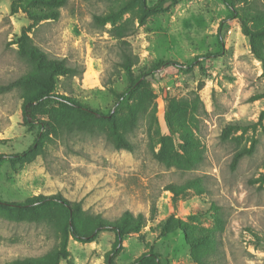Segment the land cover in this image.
<instances>
[{
  "label": "rangeland",
  "instance_id": "rangeland-1",
  "mask_svg": "<svg viewBox=\"0 0 264 264\" xmlns=\"http://www.w3.org/2000/svg\"><path fill=\"white\" fill-rule=\"evenodd\" d=\"M123 1L67 0L57 20H42L30 29L35 45L75 69L57 77L54 93L104 113L111 110L112 90L120 92L128 84L119 66L121 41L138 56L135 75L158 61L189 64L200 57L190 68L169 65L144 79L129 102L138 111L132 129L128 106L121 109V129H127L133 152L114 147L107 122L96 124L93 133L51 132L30 162H0V200L60 193L108 219L124 210L144 213L146 224L124 238L118 264H129L150 248L165 264H198L191 253L205 255L206 264H264V76L248 38L231 20L223 31L222 55L202 57L220 51L217 27L227 14L221 0L169 1L166 11L147 15L142 25L139 4L113 24L94 19ZM11 2L0 0V85L31 69L15 42L30 20L21 10L11 14ZM37 87L31 82L0 93V154L23 152L35 139L36 127L22 122L21 103ZM257 95L263 96L254 100ZM55 106H48L53 115ZM229 125L240 128L225 134ZM238 150L246 152L231 169ZM189 185L175 200L167 190ZM170 214L185 223L187 238L181 230L159 234ZM26 216L0 208V264L40 256L59 244L55 211L51 222ZM198 229L212 236L193 248L187 239ZM113 240L108 231L87 243L70 238V257L75 264H106Z\"/></svg>",
  "mask_w": 264,
  "mask_h": 264
},
{
  "label": "trees",
  "instance_id": "trees-1",
  "mask_svg": "<svg viewBox=\"0 0 264 264\" xmlns=\"http://www.w3.org/2000/svg\"><path fill=\"white\" fill-rule=\"evenodd\" d=\"M176 3V0H156L152 5L147 4V0H125L115 6H110L105 13L95 14L94 19L100 23L113 24L126 11L135 4H139L141 13L138 16V23L142 25L147 15L166 11V4ZM227 9V14L222 18L217 27V39L220 51L217 53H206L204 58L221 56L224 50L223 31L227 23L236 20L241 26L242 33L248 38L251 53L261 63L262 75L264 76V5L259 0H221ZM243 3L237 6L236 2ZM67 0H12L10 13L14 14L21 10L30 20V24L22 29L16 38L18 51L30 64L31 69L26 75L15 81L0 85V93L8 92L14 88L23 86L25 83L35 82L38 84L36 91L26 93L22 98L21 117L24 125L31 128L36 127V137L26 150L16 154H0V162L9 159L12 164L28 163L32 158L41 153L45 139L52 132L86 131L94 132L96 124L107 122L109 135L113 140L116 149H124L129 152L134 151L132 142L126 136V128L121 129L123 116L120 114L122 108L128 106L130 125L128 129L135 126L137 120V110L129 105L130 100L138 89L143 85L147 76L154 75L158 70L165 66L172 65L178 69L190 68L195 62L189 64L179 63L174 60L158 61L145 69L138 75L134 74L133 66L138 63V56L133 54L130 48L121 41L119 66L125 71L128 84L120 92L112 90L115 96L113 108L107 113L90 106L86 101L76 97L54 93L58 76L73 74L75 69L66 65L63 59L50 58L44 51L32 42L28 32L38 22L42 20H57L60 9L66 4ZM263 95H257L253 99H258ZM55 104L57 114L53 115L48 106ZM48 118H47V117ZM239 129V126L229 125L224 129L227 134L231 129ZM246 151L238 150L234 153L230 168L235 169L236 165ZM249 152V151H248ZM263 180V179H261ZM189 186L174 188L169 186L173 194V200ZM0 208L6 211H16L17 214H27L28 221L39 222L45 220L51 222V211H55L58 218L55 223L60 232L59 244L40 256L16 257L4 264H75L70 257L68 241L72 238L78 242H92L96 240L98 234L103 231L112 232L114 240L110 249L105 253L106 264H118L115 257L123 249L124 238L131 233H136L146 224L147 218L144 213H132L124 210L117 218L108 219L100 213H90L82 207L81 201H72L60 193L37 194L26 197L21 201L0 200ZM152 216V215H151ZM185 223L175 218L173 214L168 215L161 225L159 234L164 236L174 230H181L187 238ZM260 243L262 239L252 233ZM212 233L209 230L198 229L191 239H187L188 244L196 248L200 243L211 239ZM193 259L198 264H206V256H197L191 253ZM129 264H165L164 257L154 252L152 248L140 254Z\"/></svg>",
  "mask_w": 264,
  "mask_h": 264
}]
</instances>
